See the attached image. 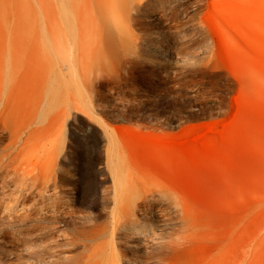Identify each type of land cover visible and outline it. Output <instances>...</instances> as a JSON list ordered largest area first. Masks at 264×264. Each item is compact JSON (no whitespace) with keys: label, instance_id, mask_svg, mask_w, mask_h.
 Returning a JSON list of instances; mask_svg holds the SVG:
<instances>
[{"label":"bare ground","instance_id":"1","mask_svg":"<svg viewBox=\"0 0 264 264\" xmlns=\"http://www.w3.org/2000/svg\"><path fill=\"white\" fill-rule=\"evenodd\" d=\"M14 2L0 0V24L6 25L0 31V172L3 166L46 194L68 193L52 206L56 211L78 204L74 264H172L191 240L165 239L155 220L177 215L186 228L181 194L167 183L140 180L131 162L136 148L112 127H92L86 171L65 190L62 165L76 158L75 123L90 126L82 113L94 114L100 81L121 78L145 45L175 59L174 49L201 39L197 44L209 45L212 61L224 50L237 63L264 64V0ZM104 156L109 187L97 170ZM108 199L102 222L95 210ZM30 209L44 215L47 207L36 202ZM40 229L43 236L63 232Z\"/></svg>","mask_w":264,"mask_h":264},{"label":"rangeland","instance_id":"2","mask_svg":"<svg viewBox=\"0 0 264 264\" xmlns=\"http://www.w3.org/2000/svg\"><path fill=\"white\" fill-rule=\"evenodd\" d=\"M199 41L174 49L175 59L145 45L121 78L100 81L94 114L82 113L90 126L75 123L76 158L62 165L63 187L70 190L86 171L92 127L116 128L137 150L131 162L140 180L173 186L188 207L186 228L177 215L155 220L165 239L191 240L172 264H264V64L237 63L224 50L212 61L209 45ZM105 168L104 156L97 170L109 187ZM1 170L0 264L76 263L78 204L56 211L68 193L46 194ZM36 202L47 207L43 218L30 209ZM109 207L108 199L95 210L100 221ZM44 225L63 232L43 236Z\"/></svg>","mask_w":264,"mask_h":264}]
</instances>
